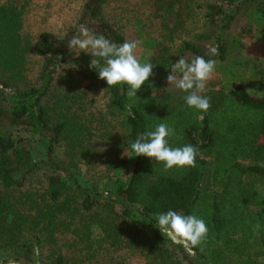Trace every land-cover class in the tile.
Listing matches in <instances>:
<instances>
[{
	"label": "trees",
	"instance_id": "trees-1",
	"mask_svg": "<svg viewBox=\"0 0 264 264\" xmlns=\"http://www.w3.org/2000/svg\"><path fill=\"white\" fill-rule=\"evenodd\" d=\"M151 1L161 18L177 4ZM179 3L175 23L162 19L159 36L146 33L138 8L121 0H86L62 35L43 31L33 39L23 31L15 0L0 1V260L127 264L120 251L134 248L144 264H264V197L250 208L264 171V93L233 81L224 91H207L211 107L198 112L186 105L185 93L155 90L180 57L208 59L211 46L218 48L215 60L232 54L229 31L245 10L257 13L264 39V0ZM117 15L120 23L111 20ZM124 25L138 30L135 37L151 52L146 62L155 65L132 99L125 95L127 85L108 87L90 70V55L76 56L67 46L81 26L122 44L128 40ZM235 35L244 39L252 31L241 27ZM176 40L178 51L171 45ZM31 54L43 59L39 82L15 80ZM99 91L107 95L104 106L93 96ZM115 114L122 118L113 119ZM160 122L175 129L170 145L198 149L195 167L164 173L161 164L134 156L131 143ZM212 155L227 163L213 168L214 191L204 187ZM101 165L107 173H97ZM169 209L202 218L214 245L197 247L195 256L173 245L155 227V215Z\"/></svg>",
	"mask_w": 264,
	"mask_h": 264
},
{
	"label": "clouds",
	"instance_id": "clouds-1",
	"mask_svg": "<svg viewBox=\"0 0 264 264\" xmlns=\"http://www.w3.org/2000/svg\"><path fill=\"white\" fill-rule=\"evenodd\" d=\"M67 46L76 56L82 52L90 55V70H96L98 78L105 80L108 87L127 85V90L124 91L129 99L137 97V91L153 75L155 65L150 62L141 63L136 56L138 41L125 40L118 45L81 26L79 35L73 36ZM218 54V48L211 46L206 53L208 59L199 55L190 61L180 57L170 67L171 71L167 76L169 86L185 93L183 99L186 105L198 112H206L211 107L210 97L203 93L208 90V83L216 71V60L211 57ZM126 107L131 114V104ZM175 135L174 128L160 122L153 130L139 133L130 147L134 156H146L156 164H161L164 173L173 169L195 167L198 149L191 144L173 147L168 138ZM154 218L155 227L161 234L191 256H195L194 249L202 246L207 239L208 227L205 221L194 214L184 215L169 209L156 214ZM0 264H4V261L0 260ZM7 264L17 262L8 259Z\"/></svg>",
	"mask_w": 264,
	"mask_h": 264
},
{
	"label": "rangeland",
	"instance_id": "rangeland-1",
	"mask_svg": "<svg viewBox=\"0 0 264 264\" xmlns=\"http://www.w3.org/2000/svg\"><path fill=\"white\" fill-rule=\"evenodd\" d=\"M5 2V0H0ZM86 0H15L18 10L21 11L23 20V31L28 33L33 39H35L41 32L48 31L56 35H62L66 30H68L80 16L82 6ZM122 3L127 6L140 9V12H144L146 19V33L151 36H159L161 32L160 23L163 19L166 24L172 26L176 20V10L179 9V0L174 7L173 11L170 13H163L162 18L157 14L156 8L149 7L152 1L147 0H121ZM201 0H194V2H200ZM184 7V6H183ZM111 5H107L106 10H111ZM197 17L201 16V9L196 8ZM195 15V14H194ZM196 19V17H193ZM111 20L119 22V16L112 17ZM124 22V20H123ZM125 23V22H124ZM246 27L251 29L252 35L246 38H235V33L241 28ZM125 30L126 37L128 40L138 41V46L136 49V56L141 63H146L151 52L149 49L143 47L142 41L135 37L138 30L131 29L130 26L124 25L122 27ZM230 41L234 42L236 45L230 54L224 61L216 60V71L212 80L208 83V90L213 91H224L228 89L233 81L242 82L249 92L253 94L264 93V39L262 36L261 24L258 19V15L254 10H245L233 23L231 30L229 31ZM175 50H180L179 41H174L171 43ZM189 53L185 52L187 56ZM67 67H72V64L66 65ZM43 69V59L34 54L28 56V63L21 70L23 76L21 79L16 75L15 80H21L26 83L39 82V76ZM87 82V81H86ZM161 87H156V92H161L163 87H170L167 82V76H164L161 80ZM59 82L55 79L53 82V87L55 90L59 89ZM206 91V92H207ZM204 92L203 95L206 93ZM96 99V103L102 104L104 106L106 102L107 95L104 91H99L93 94ZM179 96V95H178ZM180 97V96H179ZM112 118V115L110 116ZM120 114H115L113 119H121ZM20 134H23L20 131ZM24 135V134H23ZM39 151L45 152V146L43 144L37 143ZM209 167L207 176H205L204 187L208 190H216L217 188L212 185V174L214 173V166H226V160L220 159L216 155H212L208 158ZM245 163H250L244 160ZM262 169L264 170V162H259ZM107 173L103 165L97 167V173ZM262 177H257L253 189L256 192V196L250 206L251 210H255L258 206L259 200L264 197V171L260 174ZM40 186L36 183V187ZM100 230H95V235L100 234ZM30 231L28 232V234ZM94 235V236H95ZM212 235L208 233L207 239L202 246V249L210 248L213 243ZM62 248V247H61ZM64 250V248H62ZM45 251L44 254H48ZM122 260L127 264H144L145 259L143 256L134 248H123L120 251ZM3 260V259H2ZM7 264L8 259L3 260ZM221 262H227L225 259H218ZM17 262V261H16ZM21 259L17 264H27ZM183 264H188L183 262Z\"/></svg>",
	"mask_w": 264,
	"mask_h": 264
}]
</instances>
